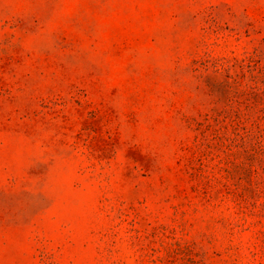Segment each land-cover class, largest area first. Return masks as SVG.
Returning a JSON list of instances; mask_svg holds the SVG:
<instances>
[{"label": "rangeland", "instance_id": "374dc122", "mask_svg": "<svg viewBox=\"0 0 264 264\" xmlns=\"http://www.w3.org/2000/svg\"><path fill=\"white\" fill-rule=\"evenodd\" d=\"M0 264H264V0H0Z\"/></svg>", "mask_w": 264, "mask_h": 264}]
</instances>
